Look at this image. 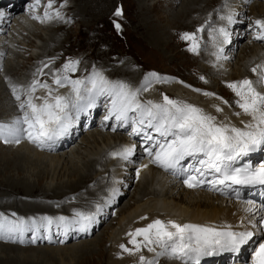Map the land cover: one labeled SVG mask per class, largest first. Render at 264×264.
Wrapping results in <instances>:
<instances>
[{
  "label": "bare ground",
  "instance_id": "6f19581e",
  "mask_svg": "<svg viewBox=\"0 0 264 264\" xmlns=\"http://www.w3.org/2000/svg\"><path fill=\"white\" fill-rule=\"evenodd\" d=\"M22 1L23 0H6L5 5H7V9L5 11L7 15L5 17H0L1 37L5 32H7V30H9V26H12V23H14V25L11 27L12 34H10V37L7 36V38H5L6 40L0 37V54H2L0 55V61L4 57V54H8V59H11L10 61H6V65H4L5 71L4 66H2L3 70H1L0 72V90L4 89V92L6 93V97H2V95L0 94V105L2 107L11 106L10 110H13V113H19L20 111L17 108V102L12 96L9 82L16 85H24L26 87L33 80L30 78L31 76L33 77V73L38 67V64H36L33 68L34 64L38 63V61H40L42 58L44 59V57H47L44 63L49 62L50 64L52 63L53 58L65 55L66 53H63L65 47L64 44L68 41V38L71 35H67V39H65V41H62L61 45L58 47L55 46L62 40H60L61 35H59L60 31H63L62 26H59L57 29L54 27L53 29L51 28L49 32H46V36H43L42 32L36 35L37 39L42 42V46H39V48L41 49L40 53L36 52L37 54L35 55L33 53L30 54V59H34L35 61V63L31 66V70L27 72L24 77H19L16 83H14L13 81H5L3 79V76L7 77V75L10 74L14 77H17L16 70L19 67H24V62H22L23 60H19V54L14 51L13 48L15 46H17L18 48L24 47L25 40L20 34L24 33L25 29L32 28L27 19H20V17L17 16L19 10L22 9ZM150 1L153 2L149 3ZM166 1H168L167 3H169L170 9L168 6V22L163 26L162 24H160L161 22L154 23V20H152L153 17L150 16L152 14L154 5L162 3L161 0H136L138 6V15L142 16V20L140 21L138 29L141 28V30L143 31V37L146 36L151 39V46H154L157 50L158 46L161 43H165L169 46L171 45V36L166 35L167 27L171 24L180 23L181 26H190L189 28L192 29V27L194 25L196 26L197 23V26H199L208 22V19H215L214 14L216 15V19L218 18L219 21L220 16L226 15L229 11H232L234 13V18L237 21L236 23H233L230 26L227 24V21L225 24L223 23L224 21L221 23L215 21L213 25L211 24V28L218 29L219 27H227L228 25V31L230 30V28H233V32H236L237 28L242 27V25L244 24V21H242V16L246 15L249 7L248 5H250L249 0H228V7L222 6L224 0H165V2ZM0 2H4V0H0ZM178 2H180V4H178ZM109 4L110 3H108V5ZM240 4H245L243 5L245 7L241 8V10L235 9ZM82 6L83 7H81L80 11L78 9L74 11L76 17H81L82 14L85 17H94L89 13V5L83 4ZM45 7L46 4H43V11H40V13H43L45 11ZM69 8L70 7L67 6L68 10ZM49 11L53 13L55 10L54 8H52L49 9ZM250 12L251 14L248 16H250L249 18L253 21V23L256 19H264V2L262 1V3L257 2L255 4H251ZM67 13L70 14L72 13V11H68ZM30 15H34V13L31 12ZM206 25H208V23ZM213 29H208L206 34L200 35L201 38H206V44H204L206 52H204L200 56L199 53H193L189 51L190 53H192L194 58L198 60L201 59L203 67L199 66L196 62H193V64H185L189 68H195L198 75L200 73L210 80L208 81L210 82L208 85H201L205 90L202 89L201 92H197L193 90L192 87H188L187 83L185 82H173L174 80L178 79H169L170 82L161 83L160 80L150 77L152 83L150 87H148L147 91L139 93V99L142 102L151 100L154 103H162L163 95H172L176 97V100L185 101L187 103H191L200 108H203L206 112H209L212 115L216 116L218 121H223L227 117L232 124L241 127L242 125L240 122L242 120L247 121L250 119V117L243 114L241 110L236 107L234 102L238 99V97L233 94L232 89L227 88L226 90V88H223L221 86V83L222 81L227 82L228 80H230V82L239 81L240 79L244 78H252L253 81H256L258 79V73L260 71H264V68L258 69V73H253L251 70L258 65H264V41L260 43V40L254 39L253 42H247L243 45L241 44L242 49L240 53H233V51L237 50L236 48H238L240 42H244L242 41V34H238V37L236 38H234L233 34L229 37L228 43H225L223 37L218 36L217 33H214L212 31ZM30 31L35 36L34 30ZM58 35L60 37H58ZM213 36H215V39H213ZM235 39L239 41V44L236 48L234 47ZM218 40L220 41L219 44L216 43L218 42ZM34 44L35 43L31 41L29 45L34 48ZM223 46L226 47L224 53H222L220 50ZM37 47L35 49H37ZM202 49L204 50V48ZM227 51L231 54V57L229 58L235 59V57L237 56L238 60L240 61V67H238L239 65L235 67V69L237 70L236 76L224 78L225 75L228 76V74H231L234 66V64L231 66L230 59L227 60V57L225 55ZM16 58L17 60H15ZM13 59L15 60V62H12ZM112 62H110V64ZM110 64H104V67H107L104 68V70L110 69L108 72L110 76L113 77H117L115 75L118 74H122L123 76L128 75V78L130 77L129 79L131 81L128 80L129 82H127L125 80V83L128 84L130 88L132 87V82L139 88L141 86V83L145 80L146 75L150 74L145 73L143 77H141L142 75L139 76L140 72L134 70L135 63L130 64L127 62L122 66ZM59 65L60 63L57 64V67H59ZM50 67H48L47 69H49ZM56 68L52 69L51 67L52 70H55ZM189 68L188 70H190ZM45 72L47 71H44V73ZM135 75H137L136 79L133 78ZM159 75H161V73H158V76ZM69 76L74 79L82 78L79 76ZM48 77L49 74L46 76L45 80H47ZM40 78L41 77H37L35 79L40 80ZM82 79H84V77ZM107 79L109 78L107 77ZM140 79L141 81H138ZM50 85L52 86V88L56 89L54 95H64L70 91V85L63 88H58V86H55V84L53 85V82ZM214 87H217L218 89L216 90ZM257 88L259 91L264 92V84L257 85ZM208 90L213 91L209 93H215L214 91L220 92L223 96H219L216 93V96H205L203 92ZM229 92L232 94L234 100L230 103L224 104L223 101L226 100V94L232 97ZM34 95L36 97H47L48 91L47 89H43V91L37 89ZM217 97H222L223 100L217 99ZM102 99L103 98H101V100ZM35 102L42 103L43 100H36ZM214 105H219L223 109V112H216L215 107H213ZM93 108H96L97 111L99 110L98 106H95ZM236 112H241V115H234V113ZM4 113L5 115H7L10 113V111L7 109L6 111H4ZM2 116L3 114H0V119L3 118ZM94 116L95 115L91 111L89 115L83 114V117L79 118L74 123V126L71 128L70 132L67 135L59 138L60 146L58 144H54L51 150H49L48 148L39 150V148L35 147L33 144H30V142L26 138L22 139L19 144H0V206L10 208V210L11 208H13V210L15 208V212L22 213V215L25 217H37L41 213L42 215L44 213V216L53 218L54 222L51 225L53 233H55L57 230L58 233L61 234L60 231H62V233L64 234L65 231L57 226L56 218L60 216L70 218L73 216L72 212L74 211L68 214L66 213V211H63V208L54 209V207L58 205L54 204L53 202L57 200L65 202L66 199L70 198V195L75 194V191H77L80 195L75 197L74 199L72 198L71 200L67 201L65 208L69 210L71 209V207H75L89 210L94 209L95 211L96 202L104 203V198L111 197L103 212L96 218L99 224L95 223L91 225L88 232L68 230L66 233L67 235H61V238L63 237L62 239H64L65 242H68L69 239H72L69 238L71 236L74 237L80 236L83 233H91L92 230H94L95 232V230L98 229L96 225L101 226L103 220H107L109 218L107 209L112 210L113 208H116V206L121 202V196L124 195L125 191L124 188H129L130 186H132V184H136V189L134 194L132 195L131 200H129V203L127 202L119 210V215L117 216L118 218L116 220L115 226L112 222V227L110 228L109 224V227L105 229L103 236L106 235L107 240H104L103 237H101L100 241L97 244L100 245L102 249L98 253V258L100 259V261H103L102 264H140V255H144L148 259H152L155 256V253L149 252L147 248H142L141 252L129 255L128 253L123 252V250L119 248V245L121 243H125L128 247H132V245L128 244L129 237L126 235V233L134 230L137 227L145 226L147 223H150L152 220L157 218L164 221L173 220L176 223L180 224H202L206 226L216 227L218 229H225L228 227H231L233 230H243L245 228L249 230L253 229L254 226L248 223V218L252 217L254 214V219L258 220L260 218L261 213L259 210L262 206L261 202L264 201V196L262 197L260 193L258 195H254L252 197L253 199L247 198L245 200L247 192L241 191V189L237 188L235 190H238V196L242 197V201H234L232 198L226 197L228 192L224 189V186H218L222 187L223 191H216V194L209 190V187L200 189H187L183 184V176H169L159 166L150 163L148 157L144 153H142L143 149L140 147V144L135 147L134 144L136 143V141H134L133 144L132 141L128 140L130 138L126 135V133H124V130L127 131L125 127L119 126V131H123L121 133H114V131L112 130L106 131V123L100 122L101 125L100 123L96 124L93 120ZM86 119H88V121ZM112 120L114 121V125L118 127L117 121H115L114 118ZM86 123H88L90 127L98 126L97 129L88 131L86 138L83 139V141H86V143H80L81 145L79 144L77 149L75 148L76 150L72 149L71 151H67L66 153L61 152L58 154L57 151L63 150L67 146L66 144L70 142L68 140H74L75 136H78L80 132L84 131L86 128H90L86 127ZM149 144L150 142L147 145ZM123 147H134L133 154L130 157L129 161H125L120 159L119 157H112L109 155V153L120 150ZM44 149L48 152L53 151L57 153L49 154L45 152ZM76 151H79L78 153L81 154L83 153L84 157H78L77 159L74 158V155L72 154H74ZM256 156V151L249 153L247 156L241 157L239 160H237L235 162V166L238 167L240 165L238 163L244 160V158L255 162ZM189 160H193L195 163L194 159H186V161ZM186 161L184 165H186ZM61 163V169H68L66 167L69 163L72 164V166L68 169V171H64V175H61L60 177L59 173L56 177ZM145 164L148 165L147 168L142 167V165ZM31 165H37L39 167H43V169L42 171L35 173L33 170L31 171V168H28ZM197 166L199 165L197 164ZM137 169H139V176H137ZM109 179L111 183H108ZM135 179L137 180V183H134ZM44 180L46 181L45 184H43ZM229 184L230 182L226 183L227 186H229ZM115 185H120V187L115 188ZM229 187L233 188L234 185L231 184ZM113 189L119 191H116V194L114 196H112ZM105 192L106 194L103 197V194ZM177 193L180 194L178 195ZM262 195H264V191H262ZM18 197H23L24 200H18ZM18 207H20L21 209H18ZM35 212L40 213L38 215H35L33 214ZM142 216H146L147 219L141 220L140 218ZM39 233L41 234V232ZM257 233L258 234L254 236L253 240L247 245L246 249L248 248V246L252 245L255 240L261 239L262 234L259 233L258 229ZM28 237L29 239L27 238L26 242L30 241V234L28 235ZM81 238L82 237H80V239ZM40 239L44 241H53L54 235H52L51 239L47 238V240H45L43 236H41ZM3 244L0 243V264H9L10 260L13 259L11 253H15L17 255L16 258H21V260L23 261H27L29 259L31 260L34 254H26L25 250H39L37 247L20 248ZM102 245H104L105 247L102 248ZM92 246L93 243L82 242L76 243L72 246H64L62 249L51 248V251H48V248L47 250H40H46L50 252L53 255V257H51L52 260L58 259V254L67 255L69 258H72L74 257V255H78L79 252H83L81 257L82 260L79 264H98V260H95L93 257L95 249ZM63 258L64 257L61 256V259ZM239 260L245 261V257ZM31 261L32 263H34V260ZM158 261V264H181V261L178 262L179 260L172 259L170 257H160ZM69 262L70 261H68V263ZM218 262L219 264H234V257L232 255L224 254V256L220 258V260H218Z\"/></svg>",
  "mask_w": 264,
  "mask_h": 264
},
{
  "label": "snow or ice",
  "instance_id": "6c2138e0",
  "mask_svg": "<svg viewBox=\"0 0 264 264\" xmlns=\"http://www.w3.org/2000/svg\"><path fill=\"white\" fill-rule=\"evenodd\" d=\"M40 0H34L32 7L39 5ZM54 0H48L43 16H34L36 20L53 19L49 11ZM223 7H228V0H224ZM7 15L4 9H0V17ZM115 15L121 16L122 10L117 8ZM55 18L60 19L59 9L55 10ZM228 25L236 23L234 13L220 16ZM207 23V22H206ZM254 26L258 30L255 39L264 41V19H256ZM120 30V24H116ZM210 27V25H209ZM253 27V25H249ZM205 31L202 25L196 32L182 33L181 39L189 41V51L198 53L201 45L196 33ZM227 42L230 32L227 27H219L212 30ZM215 39V36H213ZM222 51V49H221ZM2 55V54H0ZM219 58V57H218ZM54 59V58H53ZM43 67L37 68L36 75H45L44 69L48 63L41 62ZM79 60H68L61 69L53 75V83L58 88L70 85L67 94L59 95L54 92L47 81L33 79L26 87L9 82V87L17 108L21 115L15 116L10 121H0V141L5 144H19L22 139L43 149H52L55 142L67 135L74 123L82 113L97 106L101 98L108 101V114L104 120L114 118L118 126L131 128L129 135H143L146 143H151L144 151L151 157L150 163L156 164L173 175L184 177V184L190 188H200L207 185L209 190L222 192L227 182L235 185H264V164L259 166L243 167L235 166V162L249 153L264 150V92L258 90L257 85L264 84V71L258 73V69L264 65L252 68L253 73H258V79L253 81L245 78L241 81L229 82L227 86L233 90L238 99L234 102L241 112L250 117L247 121H241V127L230 122L226 117L218 121L217 117L203 108L185 101L172 99L163 95L162 103H154L151 100L142 102L139 93L147 91L155 78L161 82H167V77H159L156 73L147 74L141 86L131 90L123 81H110L100 71L93 69L85 79H73L69 73L77 71ZM2 70V65H0ZM5 79H8L7 77ZM200 79L204 80V77ZM181 83H183L181 81ZM188 87H191L188 85ZM38 88L47 89V97H36L34 94ZM200 92L201 89H195ZM205 96H216L215 93L204 92ZM23 97V98H22ZM217 99L223 100L222 97ZM36 100H43L36 103ZM227 104L228 101H223ZM216 112L222 113L219 105H214ZM241 112L234 115L240 116ZM113 131L116 127L112 128ZM155 133L153 135L152 133ZM134 151L133 148L123 147L120 150L109 153L112 157H119L129 161ZM191 158L200 167L182 163ZM147 168L148 165H142ZM195 173V175L190 173ZM206 174H212L213 179H204ZM139 176V169H137ZM112 190V196L116 194ZM235 194L238 195V192ZM74 199V197H73ZM111 197L104 198V203H95V211L74 210L72 217L60 216L56 218L57 226L65 231L76 230L88 232L91 225L97 222ZM260 218L254 219V215L248 218V223L254 227L252 230H233L231 227L218 229L212 226L193 223H176L173 220L164 221L159 218L147 223L144 227H137L126 233L129 237L128 247L121 243L119 248L123 252L133 255L147 248L154 252L155 256L148 259L140 255V264H158L160 257H170L181 261V264H201L207 257L218 255L221 252H239L243 246L248 245L253 237L264 233V206H261ZM16 217V213L11 214ZM141 220H146L142 216ZM52 217L36 218L18 217L12 219L0 212V240L12 243L24 244L26 232L32 233L30 243H36L41 237L36 233L53 224ZM47 238V237H44ZM50 239V238H49ZM51 242V241H50ZM61 243L64 241L61 240ZM252 264H264V235L256 242L251 254Z\"/></svg>",
  "mask_w": 264,
  "mask_h": 264
},
{
  "label": "rangeland",
  "instance_id": "374dc122",
  "mask_svg": "<svg viewBox=\"0 0 264 264\" xmlns=\"http://www.w3.org/2000/svg\"><path fill=\"white\" fill-rule=\"evenodd\" d=\"M33 1L34 0H23L21 2L22 9L19 10L18 15H17L18 17H20V19L21 18L27 19L29 24H31V26H32V28H30V29H25L24 33H21V32H20L21 34L19 33L23 37V39L25 40V45H24L25 48L24 47L18 48L17 46L13 47L14 51H16L19 54V60L20 61L23 60L22 62H24V67H19L16 70V76L17 77H14V76L8 74L7 75L8 79H5L6 76H3V79L5 81H13L14 83H16L17 79L19 77H22V76L24 77L27 74V72H29L31 70V68H32L31 66L35 63V61H34V59H32V60L30 59V54L33 53L35 55L37 53H40L41 49L39 48V46H42V42L37 39L36 35H38L42 32L43 36H46V32H49L51 30V28L53 29V27H54L57 29L59 26H62L63 31H60V33L62 32L61 34L59 33V35H61V37L58 35V37H60V40L61 39L62 40L60 43L56 44L55 47L60 46L62 41H65V39H67V35L71 34L70 37L68 38V41L64 44L65 47H64L63 53H66V54L65 55L61 54L63 56H58V57L54 58L52 60V63H50V64L48 62L49 67L51 66L52 69L56 68L57 64L60 63L59 67H57L55 70H52L51 67L49 69L45 68L44 71H47L48 73L45 72L44 76L38 74L34 77V75H33V77L31 76L30 79L41 77L40 78L41 82L47 81L48 84H51L53 82V75L56 74V70L59 68L61 69L62 65L65 62H67L68 60H79L80 63L78 65L77 71L74 72L75 74L69 73V75H71L73 77L74 76L75 77L79 76L82 78L84 77V79H85L86 76L90 72H92L93 69L95 68V70L103 72V75L106 78L108 77L109 80H118V81L122 80L123 82H125V80H126L127 82H129L128 80H130L129 79L130 77L128 78V75L123 76L122 74H118V75H115L117 77H113V76H110V74L108 72L110 69L104 70V68H107V67H104V64H110V62H112V61H117V62H112L110 65L122 66V65L126 64L127 62L130 64L135 63L134 70L140 72L139 76L142 75L141 77H143L145 73H156V74L161 73V75H159V77H167V78H173L174 77V79H178V80H174L173 81L174 83L175 82H181V81L185 82V83H187V85H190L193 88V90L200 89L202 87L201 85L206 86L210 83V82H208L210 80L206 76H204L200 73L198 75L195 68H191V67L189 68L185 65L186 63H192L193 64V62H196V63H198L199 66L203 67V64L201 63V59L198 60V59L194 58L192 53H190L191 51L189 52L190 42L181 39V35H182V33H185V32H190V33L196 32L197 28L201 27L202 25L205 27V31L196 33L197 39L201 45L200 51L198 52L199 55L201 56L204 52H206V49L204 47V44H206L205 43L206 38L205 37L201 38L200 35L206 34L208 29H213V28H211V26L213 25V23L215 21H217L219 23L224 21L223 23L224 24L226 23V20L220 19L221 21L220 20L218 21V18L216 19L215 14H214L215 19H212V20L208 19V22H207L208 25H206L207 23H204L202 25L197 26L198 23L197 24L195 23L196 26L195 25H194L195 27L191 26L192 29L189 28L190 26H188V27L183 26V25L181 26L180 23L171 24L170 26L167 27V34H166L168 36H171V42H172L171 45L169 46V45H166L165 43H163V44L161 43L158 46V50H157L154 46H151V42H150L151 39L146 37V36L143 37L144 36L143 31L141 30V28L138 29L140 21L142 20V16L138 15V11H137L138 6L136 3V0H105V1L104 0H95V1L94 0H56V1L54 0L52 8H54V10L59 9L62 18H60V19L55 18V11H54L53 13H51L53 15V19L44 20L43 22H41L40 20H36L33 17L34 16H41V17L43 16L44 12L40 13V11L41 12L43 11V8H42L43 4L47 5L48 0H40L39 5H36L34 7L35 9L32 8ZM161 1H162V3H159L158 5H156V4L154 5V8L152 9V14L150 16L153 17L152 20H154V23L161 22L160 24H162L164 26L168 22L167 17L169 14L170 5H169V3H167L168 1H166V2H165V0H161ZM152 2L153 1H150L149 3H152ZM257 2L262 3L261 0H249L250 5H248L249 7L247 6L248 11L246 12V15L242 16V18H243L242 21H244V24L242 25V27L237 28V30H236L237 33L233 32V30H234L233 28H230V34L232 35V33H233L234 38L238 37V34L241 33L243 36L242 41H244L243 43L240 42V45H239L240 47L238 46V48H239L238 49L236 47L239 44V41L235 39V42H234L235 46L234 47L237 50L233 51V53H236V52L238 54L240 53V51L242 49L241 44L243 45L247 42L248 43L253 42L250 39L249 35H252V33H254V27L250 28L248 26L251 23H253V21L249 18L250 16H248V15L251 14V12H250L251 4H253V3L255 4ZM108 3H110V4L108 5ZM5 4H6V0H4V2H0V9L6 10L7 5H5ZM54 4L56 7L54 6ZM76 4H78V5H76ZM83 4L89 5V10H90L89 13H90V15H92L94 17H89V16L85 17L83 14L81 17H79V16L76 17V14L74 13V11H76L77 9L80 11L81 7H83L82 6ZM178 4H180V2H178ZM243 5H245V4H240L235 9L241 10V8L245 7ZM67 6L70 7L69 10L67 9ZM168 6H169V9H168ZM117 8L122 10L121 16L115 15ZM237 10H236V12H237ZM68 11H72V13L68 14L67 13ZM31 12H33L34 15H30ZM14 13H16V12H14ZM14 17H12V18H14ZM12 24L14 25V23H12ZM116 24H120V26H121L120 30H117V28L115 27ZM209 25H210V27H209ZM251 25H253V24H251ZM12 26H9L10 28L7 27V28H9V30H7V32H5L2 35V37L0 35V37L3 38L4 40H6L5 38H7V36L10 37V34H12V28H11ZM245 26H247V27H245ZM223 27H225V26H223ZM227 27H228V25H227ZM35 29H36V31H35ZM30 30H34L35 36L32 34V32ZM13 35H15V34H13ZM21 40H22V38H21ZM29 41L30 42L33 41L35 43L34 48H32L29 45L30 44ZM216 43H219V40ZM36 47H37V49H35ZM202 48H204V50ZM200 52H201V54H200ZM221 52L224 53L225 50L221 51ZM225 55L227 57V60L230 59L231 66L233 64H234V66H233V70L231 71V74H228V76L225 75L224 78L236 76L237 70L235 69V67L238 65H239L238 67H240V61L238 60L237 56L235 57V59L229 58V57H231L230 56L231 54L228 51ZM3 56L4 57L0 61V64L2 66L6 65L5 64L6 61L11 60V59H8V54H6V55L4 54ZM65 57H67V58H65ZM46 59H47V57H44V59L42 58L40 61H38V63L34 64L33 68L35 67L36 64H38L37 68L43 67L41 62H45ZM15 60H17V58ZM15 60L13 59L12 62H15ZM107 61H109V62H107ZM37 68L35 69L34 73L36 72ZM188 68L190 70H188ZM2 70H3V67H2ZM4 71H5V66H4ZM0 72H1V70H0ZM48 74H49V77L47 78V80H45V78ZM201 77H204L205 79L202 80V79H200ZM0 78H1V76H0ZM82 78H79V79H82ZM133 78L136 79L137 75H135ZM185 79H187V80H185ZM248 79L253 80L252 78H248ZM241 80L242 79H240L239 81H241ZM138 81H141V79ZM134 82H137V81H134ZM167 82H170V80H168ZM193 82H194V84H193ZM229 82H230V80H228L227 82L222 81L221 86L223 88H226V90H227V88H229L227 86V84ZM53 85H54V83H53ZM131 85H132L133 89L135 88L134 90H136L138 88L136 86V84H134L133 82ZM171 86H173V85H171ZM197 86H199V87H197ZM214 88L216 90L218 89L217 87H214ZM38 89L43 91L44 88H38ZM202 89H204V88L202 87L201 90ZM204 92H213V91L208 90V91H204ZM214 92L216 94H218L219 96L222 95V93H220V92H216V91H214ZM0 94L2 95V97H6V93L4 92V89L0 90ZM159 94H161V93H159ZM229 94H231V93L229 92ZM233 94L235 95L234 92H233ZM231 96H232V94H231ZM169 97L172 99H176V97H174L172 95H170ZM233 100H234L233 96L230 97L226 94V101H228V103L232 102ZM97 106L99 108V110H98L99 112L97 113L96 116L93 117L94 122L96 124L100 123V122L101 123L105 122L107 125L106 131L112 130L113 127H116V130L114 131V133L115 132L116 133L117 132H119V133L123 132V131H119V126L117 127L114 125V123H113L114 121L112 120L113 118L111 119L112 122H109L110 119L107 121L102 120V117L104 115L106 116V114L108 113V101L103 98L101 100V102L100 101L98 102ZM10 108H11V106L2 107L0 105V114H3V116H2L3 118H1L0 121L7 122V121L11 120L13 117L21 114L20 112L19 113H13V110H10ZM7 109L10 111V113L5 115L4 111H6ZM103 113H104V115H103ZM101 123H100V125H101ZM97 128H98V126L86 128L84 131L80 132L78 134V136H75L74 140H72V141L68 140L70 142H68V144H66L67 146L63 150L57 151L58 154L61 152L66 153L67 151H71L72 149H75V148L77 149L78 145L82 142H83V144H85L86 141H83V139L86 138L88 131L92 130V129L95 130ZM0 144L3 145L5 143L3 141H0ZM55 144H58L60 146L59 139L55 142ZM34 146L37 147L36 145H34ZM37 148H39V147H37ZM40 149L41 148H39V150ZM0 150H1V148H0ZM44 151L49 153V154H56L57 153V152H53V151L48 152L45 149H44ZM78 152L79 151H76L74 154H72V155H74V158L77 159L78 157H84L83 153L81 154ZM142 153H144V152L142 151ZM104 162H105V160H104ZM71 166H72V164L69 163L66 168L69 169V168H71ZM61 167H62V163L60 165V168L58 169V171H60V172L57 171L56 177L58 176L59 173H60V177H61V175H64V171H66V170L68 171V169H65V168L61 169ZM28 168H31V171L33 170L35 173H38V172L42 171V169H43V167H39L37 165L36 166L31 165ZM33 180H34V178H33ZM45 183H46V181L44 180L43 184H45ZM108 183H111L110 179L108 180ZM134 183H137L136 179H135ZM91 185H93V184H91ZM135 185L136 184H134V185L132 184V186H130L129 188H127V187L124 188L125 191H124V195L121 196V202L116 206V208H113L112 210L107 209L109 218L107 220H103L101 226L96 225L98 229L95 230V232H94V230H92L91 233H88V236H87V233H83L80 236H74V237L71 236L69 238H72V239L68 238L69 239L68 242L67 241L65 242L64 239H62L63 237L61 238V235L65 236L67 234H65V232L63 234L62 231H60L61 232V234H60L57 232V230L55 233H53L52 226H49L45 229H42L40 231L41 234L38 232V234H36V235L39 237H41V236L47 237L48 239L49 238L51 239L52 235H54V240L51 242L50 241H44L41 239H37L36 243H34V244L29 243V242H25L24 244H20V243H12V242H6L4 240H1L0 243H2V244L6 243L3 245L15 246V247H20V248H26V247L36 248L37 247L39 249V250H35V251H29V249L25 250L26 254L31 253V254L35 255V256L33 255V258L31 259V260H34V263H32V261L30 259L27 261H23V260H21V258H16L17 255L15 253H11L13 256L12 257L13 259L10 260L9 264H74V263L79 264L80 261L82 260L81 257H82L83 252L82 253L79 252L78 255H74V257H72V258H69L67 255H61V254L59 255L58 254L57 257H59V258L56 260H52L51 257H53V255L48 251H51L50 250L51 248L62 249L64 246H67V245L72 246L76 243H82V242L93 243L92 247L95 249L93 257L95 260H98V262H99L98 264H102L103 261H100V259L98 258V253L102 249H101V246L97 245V244L100 241L101 237H103L104 240H107L106 235L103 236L105 229L109 227V224H110V228H111L112 222L114 223L113 225L115 226L116 220L118 218L117 216L119 215V210L127 202L129 203V200H131L132 195L134 194L135 189H136ZM115 186H116L115 188L120 187V185H115ZM107 190H106V192H107ZM106 192L103 194V197L106 194ZM117 192H119V191H117ZM177 194L179 195L180 193H177ZM79 195L80 194H78V192L75 191V194L70 195V198L66 199L65 202L58 201V200L53 202L54 204L58 205V206H55L54 209L63 208V211H66V213H68V214L74 210H81V211H86V212L94 211V209L89 210V209H82V208H75V207H71V209H69V210L65 208L67 201H69L73 197L75 198ZM117 195H118V193H117ZM101 198H102V196H101ZM17 199L18 200H24L23 197H21V198L18 197ZM227 204H228V201H227ZM85 205H88V204H85ZM56 207H58V208H56ZM18 209H21V208L18 207ZM11 210H10V208L0 206V212L10 213V214H5V215L9 216L12 219H16L18 217H24V218L34 217V218H36L37 222H39L41 217H45L44 213H43V215H42V213L40 215H38L40 212L33 213L35 215H38L37 217H35V216L25 217L22 215V213L15 212V208H14V210H13V208H11ZM12 213H16L17 214L16 217H12V215H11ZM28 213H30V212H28ZM28 213H25V214H28ZM72 213H73L72 215H74V212H72ZM96 223L99 224L98 222H96ZM29 234L32 237V235H31L32 233H30V232H26L24 234L25 241L27 238L29 239V237H28ZM55 234H56V236H55ZM80 237H82V238L80 239ZM47 238H45V240H47ZM61 240H63L64 242L61 243L60 242ZM104 247L105 246L102 245V248H104ZM48 248H49V250L46 251ZM40 249H46V250L41 251ZM26 251H28V252H26ZM60 251H63V250H60ZM54 256H55V254H54ZM61 256H63L64 258L61 259ZM35 259H37V260H35ZM68 261H70V262L68 263ZM35 262H37V263H35ZM178 262H180V261H178ZM158 263H159V261H158Z\"/></svg>",
  "mask_w": 264,
  "mask_h": 264
}]
</instances>
